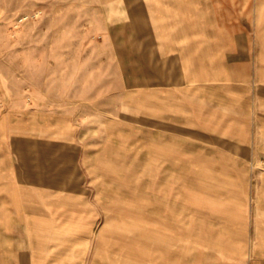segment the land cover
I'll return each mask as SVG.
<instances>
[{"label": "crops", "instance_id": "crops-1", "mask_svg": "<svg viewBox=\"0 0 264 264\" xmlns=\"http://www.w3.org/2000/svg\"><path fill=\"white\" fill-rule=\"evenodd\" d=\"M103 6L95 7L101 24L115 16ZM114 11L129 31L99 27L109 60L95 63V72L108 73L107 97L123 107L124 126L108 129L113 138L99 148L124 152L109 160L118 167L141 169L146 230L162 225L191 238L186 258L167 249L140 263L264 264V240L253 239L264 232L257 204L264 201V0H119ZM137 97L133 141L128 113ZM3 100L0 264H95L100 217L129 230L130 185L95 192V175L86 170L93 161L68 156L75 144L53 143L50 133L37 139L34 117L5 111ZM131 152L139 153L137 165ZM196 232L221 233V255L213 254L209 236L197 247ZM107 259L101 262H120Z\"/></svg>", "mask_w": 264, "mask_h": 264}, {"label": "rangeland", "instance_id": "rangeland-1", "mask_svg": "<svg viewBox=\"0 0 264 264\" xmlns=\"http://www.w3.org/2000/svg\"><path fill=\"white\" fill-rule=\"evenodd\" d=\"M118 1L0 0V97L4 99L5 111L29 113L34 117L37 139L50 133L53 143L75 144L68 156L75 160H92L86 170L89 175H95V192L123 191L124 186L130 185L131 224L126 227L129 230L124 231L123 222H113L114 217H100L93 236L95 264H141L147 258L161 256L167 249L186 258L191 244L188 232L163 231L162 225L160 230L151 231L140 223L141 169L118 167V162L114 164L109 160L123 159L125 153L109 151V146L99 148L113 138L108 135V129L124 126L123 107L115 108L112 99L107 97L113 90L107 86L108 73L95 72V63L101 65L109 60L106 54L109 44L101 36L99 27L110 26L112 32L129 31L123 16L114 11ZM101 3L105 12L111 6L115 13V16H107L104 24L95 22V7H100ZM131 107L132 113L128 115L132 116L134 141L135 131L140 127L138 97ZM95 113H98L96 119ZM25 122L20 119L19 127H24ZM98 128L101 133L95 136ZM130 158L131 163L137 165L139 153L131 152ZM260 171L264 172V166ZM124 178L130 183H123ZM258 203L264 208V201ZM232 235L231 239L239 236L238 233ZM207 236L212 242L213 254L220 256L219 232H196V246L203 248ZM253 239L263 241L264 232L253 233ZM127 240L131 245L129 252L124 248ZM125 256H131V262H123ZM108 257L120 262H101Z\"/></svg>", "mask_w": 264, "mask_h": 264}]
</instances>
